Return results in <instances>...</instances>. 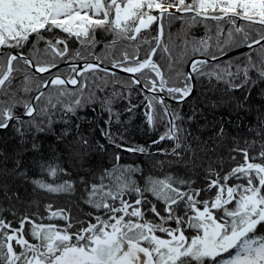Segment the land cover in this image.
Returning a JSON list of instances; mask_svg holds the SVG:
<instances>
[{"label":"snow or ice","instance_id":"6c2138e0","mask_svg":"<svg viewBox=\"0 0 264 264\" xmlns=\"http://www.w3.org/2000/svg\"><path fill=\"white\" fill-rule=\"evenodd\" d=\"M185 16L189 27L208 20L217 22L215 41L220 54L239 46H259L264 51V0H0V97L7 98L0 99V130L19 122L20 127L15 131L21 137L25 135V123L37 132H44L43 121L35 120L38 111L47 115L50 109L60 106L65 113L75 114L84 103L88 73L95 76L103 71L115 75L108 68H101L103 61L95 53L85 55L77 49L70 55L69 38L92 48L97 44V30L113 36L106 46L109 55L118 44L125 45L119 58L110 60L111 67L132 74L131 84L140 86L142 91L167 92L173 99L184 101L194 91L190 81L195 73L215 79L231 91L247 90L236 105L243 109L251 91L264 83V57L254 61L249 55L244 65L217 63L204 72L209 60L196 59L193 55L190 72L177 73V79L183 77V86H170L155 58H167L171 69L170 48L164 42V20H184ZM237 20L244 24H237ZM221 21L229 22L232 27L227 30L219 27ZM154 23L158 25L157 32L149 38L146 33ZM57 30L66 37L56 35ZM212 39L211 35L194 39L191 52L218 61L219 56L210 52ZM184 43L187 47L189 42ZM142 49H146L143 57ZM89 55L92 62L87 58ZM57 61L68 62V76L59 71L52 75V70L59 66ZM21 72L20 90L25 93L33 91L31 84L38 74H49L48 79L41 78L37 83L38 94L31 100H20L15 93H10L15 74ZM67 85L74 86L75 90H69ZM49 87H55L57 95H49L44 107L38 110L36 104L45 98L42 89ZM145 100L149 126H155L156 104L163 107V118L167 120L166 131L152 141L153 145L173 141L170 154L178 161L184 153L195 156L198 150H212L207 148V142H200L199 149L192 147L191 133L177 123L184 117L170 111L163 96H145ZM104 103L110 113L108 122L114 116L119 123L120 114L112 112V101ZM18 107L23 108V116L30 118L27 122L17 114ZM134 107L126 111L131 112ZM195 115L194 111L187 119L193 120ZM51 124L49 119V127ZM255 131L258 139L245 140L244 147L232 138L228 159L235 162L241 156L243 161L227 172L209 166L206 187L195 188L194 181L173 175L149 176L141 185L135 175L142 170L138 166L120 165L117 155V164L93 174V179L80 177L79 199L93 209L85 213V219H75L64 208L54 210L51 204L46 206L48 219L63 220L64 226L37 222L33 218L35 214L19 218L18 226H13L12 221L0 216V264H264V121ZM103 135L115 143L110 132L105 131ZM226 135L221 125L215 136L223 141ZM192 139L199 142L198 137ZM82 143L86 146L88 141L82 140ZM32 148L38 149V145L33 143ZM257 148L259 151H254ZM124 150L148 154L143 146ZM160 151L169 154L167 149ZM217 163L222 165L224 161L221 158ZM15 168H20V161ZM65 171L58 165L47 164V173L53 178ZM18 174L25 175L22 171ZM32 183L50 193L76 190L71 180L60 184L42 180ZM0 187L7 197V186ZM205 192L212 195L203 199ZM149 215L153 219H148ZM25 225L31 226L28 231L31 239L25 237ZM189 230L191 234H186Z\"/></svg>","mask_w":264,"mask_h":264},{"label":"trees","instance_id":"16d2710c","mask_svg":"<svg viewBox=\"0 0 264 264\" xmlns=\"http://www.w3.org/2000/svg\"><path fill=\"white\" fill-rule=\"evenodd\" d=\"M181 15V14H177ZM184 20L173 19L171 22L167 18L164 20V42L169 45L172 65L168 66L167 58L156 57L161 64L166 79H169L170 86H183V77L177 79V73H187L186 67L189 60L193 57L201 56L191 52L194 39H200L206 35L213 37L210 52L217 56L220 53L216 49V29L217 22L208 20L203 23H197L191 27ZM237 24H244L237 20ZM207 25V27L205 26ZM219 27L227 30L232 25L227 21H221ZM158 25L153 24L146 35L151 38L156 35ZM211 29V31H209ZM56 35L66 37V34L57 30ZM97 44L92 48L82 46L81 43L69 38L68 47L70 55L77 49H80L87 55L95 53L103 63L111 65V59H118L120 53L125 49V45L118 44L108 54L106 46L113 39L111 33L97 30ZM189 43L187 47L184 41ZM30 47V46H29ZM44 47L43 44L40 45ZM236 47L228 48V50ZM146 49H142L141 56ZM130 51V49H129ZM187 52V56H185ZM27 53V50H26ZM251 56L254 61L264 57V51L259 46H253L237 54L219 59L218 61H209L208 66L203 69L204 72L211 70V66L220 64L224 66L229 62L244 65L247 63V56ZM107 57V58H106ZM206 57V56H205ZM88 60L92 57L87 56ZM66 62V61H57ZM23 68L21 63L20 65ZM64 76L69 75L68 66L60 69ZM110 73H115L111 72ZM195 78V91L184 101L172 102L164 98V103L169 106L170 111L178 113L184 117L183 121H177L184 129L191 133L189 143L194 149H199L200 142H207V148L211 151H197L195 156L190 153H184L182 160L170 154L173 147V141L165 140L159 145H153L152 141L157 140L167 129V120L163 118V107L156 104L155 110L157 118L155 126H149L145 113L147 112V101L145 96H161L158 93L142 91L140 86L131 84V76L115 73V75L98 72L95 76L92 73L87 74L88 87L83 90L84 103L78 108L75 114L65 113L60 106L50 109L47 115L41 112L35 116L37 123H40L46 130L37 132L30 128L27 123L24 124L25 135L21 137L15 131L20 127L19 122H14L8 129L0 130V186H7V197L4 194L3 187H0V216L6 221H12L13 226H18L19 218L28 215L33 216L37 222L53 223L58 226H64L65 221L59 219H48L46 206L51 204L53 209L64 208L71 212L75 219H85V213L92 212L93 209L86 206L79 199L82 194V186L79 183L81 176L86 179H93V174H98L100 170L111 168L117 164L116 156L119 155L120 165L138 166L142 171L135 175L137 181L143 185L145 179L149 176L154 178H163L165 175H173L183 179L194 181L193 187H206L205 175L209 166L218 171L227 172L236 163L242 162L243 158L237 156L235 162L228 159V150L233 147L232 138L240 142L244 147V141L258 139L256 129L261 127L264 121V83L251 91L248 101L243 109L237 108V102L242 100L247 94L244 91H231L223 83L215 79H209L208 76H199L192 74ZM10 93H15L16 98L20 100H31L36 92L35 88L40 79H47L48 73L38 74L37 79L31 84L32 92L25 93L20 89L23 87V73H16ZM101 77L103 79H101ZM83 81V78H80ZM255 79V74H253ZM191 83V81H190ZM69 90H75L74 86L67 85ZM114 93L119 95L114 96ZM163 94L171 99L167 92ZM57 95L55 87L44 89L45 98L36 104L37 109H42L47 102V97ZM90 97V100L88 99ZM6 100V97H0ZM69 102L67 98H62ZM106 100H111L113 113H119L120 122L117 123L113 116L109 123L110 113L105 105ZM135 106L131 112L126 111L129 107ZM196 115L193 120H188L189 116ZM18 115L23 114V108L16 109ZM27 122L29 117H22ZM52 124L49 127L48 120ZM223 125L226 130V138L221 141L216 138L215 133ZM105 131L112 134L115 143L103 135ZM67 133V134H65ZM192 137H198L197 140ZM82 140H87L85 146ZM38 145V149H33L32 145ZM101 145L103 147H101ZM120 145L121 147H117ZM143 146L148 149V154L133 153L125 151L129 147ZM169 150V154L160 151ZM254 151H259L255 149ZM252 154V153H250ZM223 159L224 163L219 165L218 159ZM20 161V168L16 169V162ZM162 162V163H161ZM47 164L58 165L65 169V172L58 173L53 178L47 173ZM41 165H45L44 168ZM24 172L20 176L19 172ZM33 180H42L47 183L60 184L65 180L75 182L76 190L72 193H50L38 188L32 183ZM212 193H202V198L207 199ZM153 203L155 199L149 196ZM161 205L158 204V207ZM148 219H153L151 215ZM175 227V225H171ZM30 225H25V237L28 236ZM186 234H191L189 230ZM34 242V241H33Z\"/></svg>","mask_w":264,"mask_h":264},{"label":"water","instance_id":"95a60500","mask_svg":"<svg viewBox=\"0 0 264 264\" xmlns=\"http://www.w3.org/2000/svg\"><path fill=\"white\" fill-rule=\"evenodd\" d=\"M247 49H249V48L246 47V46H239V47H236V48H234V49H231V50L226 51V54H220V55H218V56H219V59H223V58L229 57V56H231V55L237 54V53H239V52H242V51H244V50H247ZM195 58H196V59H208L209 61L212 62V60H211L209 57H205V56H197V57H195ZM190 60H191V59H190ZM190 60H189V62L187 63V67H186V71H187V73L190 72V67H189ZM89 61L92 62V60H89ZM73 62L80 63V64L83 63V61H73ZM96 62H99V61H96ZM58 65H59V66H58L57 69H53V70H52V75H55L57 71L60 72V69H61L62 67H64V66H68V62H60V63H58ZM101 68H108L109 71H111V72L121 73V74H125V75L132 76V74L124 73V72H122L120 69L112 68L111 65H108V64H105V63H102V64H101ZM48 78H49V77H48ZM48 78H47V79H48ZM191 84L193 85V88H194V91H195V81H194V79L191 80ZM42 91H44V89H42ZM194 91H193V93H194ZM193 93H192V94H193ZM37 94H38V93L35 92V93L33 94V96H35V95H37ZM158 94L161 95V96H163L164 98H166V99L172 101V102L179 101V100H177V99H171V98L165 96L163 93H158ZM33 96H32V97H33ZM31 99H32V98H31ZM20 115H21V117H26V116H23V114H20Z\"/></svg>","mask_w":264,"mask_h":264}]
</instances>
